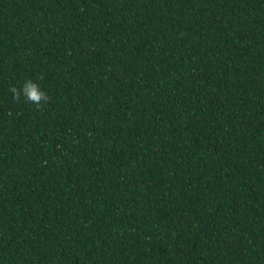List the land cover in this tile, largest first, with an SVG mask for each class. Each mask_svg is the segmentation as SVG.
Returning a JSON list of instances; mask_svg holds the SVG:
<instances>
[{
    "label": "trees",
    "instance_id": "obj_1",
    "mask_svg": "<svg viewBox=\"0 0 264 264\" xmlns=\"http://www.w3.org/2000/svg\"><path fill=\"white\" fill-rule=\"evenodd\" d=\"M0 264H264V0H0Z\"/></svg>",
    "mask_w": 264,
    "mask_h": 264
},
{
    "label": "clouds",
    "instance_id": "obj_2",
    "mask_svg": "<svg viewBox=\"0 0 264 264\" xmlns=\"http://www.w3.org/2000/svg\"><path fill=\"white\" fill-rule=\"evenodd\" d=\"M8 91L12 94V99L19 102L21 97L30 104L38 108L51 102V97L43 90L40 85L32 79H26L22 86L10 85ZM8 115H11L9 112Z\"/></svg>",
    "mask_w": 264,
    "mask_h": 264
}]
</instances>
